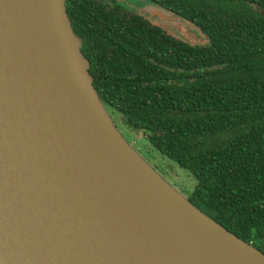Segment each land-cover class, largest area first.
Instances as JSON below:
<instances>
[{
	"label": "water",
	"instance_id": "1",
	"mask_svg": "<svg viewBox=\"0 0 264 264\" xmlns=\"http://www.w3.org/2000/svg\"><path fill=\"white\" fill-rule=\"evenodd\" d=\"M0 264H264L123 138L66 0H0Z\"/></svg>",
	"mask_w": 264,
	"mask_h": 264
},
{
	"label": "trees",
	"instance_id": "2",
	"mask_svg": "<svg viewBox=\"0 0 264 264\" xmlns=\"http://www.w3.org/2000/svg\"><path fill=\"white\" fill-rule=\"evenodd\" d=\"M127 1L66 0L104 107L194 178V206L264 253V0H139L197 42Z\"/></svg>",
	"mask_w": 264,
	"mask_h": 264
},
{
	"label": "rangeland",
	"instance_id": "3",
	"mask_svg": "<svg viewBox=\"0 0 264 264\" xmlns=\"http://www.w3.org/2000/svg\"><path fill=\"white\" fill-rule=\"evenodd\" d=\"M133 3H136V1H133ZM152 20L153 23L158 24L154 18H152ZM161 24L168 31L183 37L185 40L197 42L195 39H192L189 35H187L190 33L189 30H191L189 26L183 28L178 24H168L164 22ZM114 123L123 138L141 155L145 161H147L154 169H156V171H158V173H160L186 197L189 196L196 185L192 176H190L173 161L161 156L153 149V147L149 145L147 140H145L140 133L126 129L120 120H114Z\"/></svg>",
	"mask_w": 264,
	"mask_h": 264
},
{
	"label": "flooded vegetation",
	"instance_id": "4",
	"mask_svg": "<svg viewBox=\"0 0 264 264\" xmlns=\"http://www.w3.org/2000/svg\"><path fill=\"white\" fill-rule=\"evenodd\" d=\"M123 1H127V0H122V3L126 4ZM133 1H136V3H133ZM127 3L129 4L130 7L133 8V10L138 11V12H142V11L144 12V8L146 5L144 3H140L139 0H129V2L127 1Z\"/></svg>",
	"mask_w": 264,
	"mask_h": 264
}]
</instances>
